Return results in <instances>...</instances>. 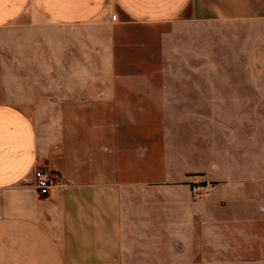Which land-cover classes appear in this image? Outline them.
Returning <instances> with one entry per match:
<instances>
[{
	"label": "crops",
	"instance_id": "obj_1",
	"mask_svg": "<svg viewBox=\"0 0 264 264\" xmlns=\"http://www.w3.org/2000/svg\"><path fill=\"white\" fill-rule=\"evenodd\" d=\"M0 264H264V0H0Z\"/></svg>",
	"mask_w": 264,
	"mask_h": 264
},
{
	"label": "built area",
	"instance_id": "obj_2",
	"mask_svg": "<svg viewBox=\"0 0 264 264\" xmlns=\"http://www.w3.org/2000/svg\"><path fill=\"white\" fill-rule=\"evenodd\" d=\"M35 186L42 195H48L55 186H63V180L55 172L44 167H38L34 171ZM212 186L202 184L193 188V194L200 197L206 194Z\"/></svg>",
	"mask_w": 264,
	"mask_h": 264
}]
</instances>
